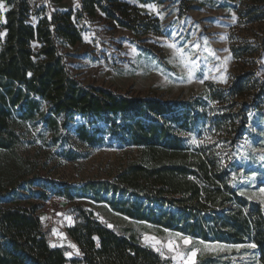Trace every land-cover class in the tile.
<instances>
[{
    "label": "trees",
    "instance_id": "obj_1",
    "mask_svg": "<svg viewBox=\"0 0 264 264\" xmlns=\"http://www.w3.org/2000/svg\"><path fill=\"white\" fill-rule=\"evenodd\" d=\"M4 1L11 8L4 19L0 10V264H165L163 257L144 245L130 228L116 231L83 207L75 209L74 223L67 228L82 255L70 259L65 255L69 247L51 246L52 229L44 226L37 207L20 205L22 192L32 189L34 178L30 175L38 171L36 161L22 150L29 124L42 116L48 127L58 130V118L75 112L121 115L132 121L126 124L130 142L143 147L141 163L124 170L115 182L86 184L95 193L103 188L135 197L109 201L115 211L150 222L158 230H178L196 241L232 245L251 242L264 255V209L238 195L232 182L236 166L233 152L215 150L211 145H185L172 125L182 119L175 113L177 103L87 87L65 63L60 42L75 45L82 40L81 19L102 13L121 21L119 12L123 19L128 18L122 24L133 28L135 18L146 14L119 0H81L80 7L57 10L50 16L42 8L33 11L28 0ZM251 9L248 5L249 15L254 13ZM33 15L38 18L35 23L30 21ZM206 95L219 102L224 95L231 99L248 95L251 100L242 104L241 112L248 110L245 104L262 110L264 81L254 70H246L229 89H207ZM162 116V124L154 121ZM77 131L90 145L103 140L85 126ZM235 131L231 134L236 145L242 125ZM142 199L177 211L145 207ZM197 264L232 263L220 255L199 253Z\"/></svg>",
    "mask_w": 264,
    "mask_h": 264
},
{
    "label": "rangeland",
    "instance_id": "obj_2",
    "mask_svg": "<svg viewBox=\"0 0 264 264\" xmlns=\"http://www.w3.org/2000/svg\"><path fill=\"white\" fill-rule=\"evenodd\" d=\"M29 1L33 11L42 8L48 16L57 9L76 8L80 4V0H63L56 5L52 0ZM119 1L136 6L147 17L135 18L133 28L122 24L128 18L123 19L119 12L121 21L102 13L81 19L82 40L75 45L60 42L68 69L87 87H102L132 98L177 103L175 113L182 119L172 125L185 145H211L215 150L233 152L236 166L232 182L238 195L264 209V194L260 192L264 189V160L260 159L264 156V107L256 110L245 104L248 110L241 112L240 107L250 102V96L231 99L224 95L219 102L206 95L207 89H229L235 78L246 70H254L257 78L264 81V1ZM147 5H155L163 18ZM248 5L254 11L251 15L247 12ZM37 19L33 15L30 21L35 23ZM168 44L183 48L184 63ZM193 66L194 78L189 80L188 68ZM205 75H223L227 82L208 79L201 83ZM58 119V130L48 127L42 116L30 123L22 149L27 157L36 161L38 171L30 175L34 178L32 189L22 192L20 205L37 207L44 226L52 229L54 237L58 236L52 244L67 241L64 230L74 223L75 209L83 207L116 231L130 228L144 245L156 251L152 246L154 241L144 239L146 235L155 237L161 242L156 247L164 252L165 264H176L171 259L175 253L167 248L169 240L179 244V250L185 253L193 247L200 249L196 264L199 253L220 255L232 264H264L261 249L256 244L255 248L247 247L254 243L237 244L242 246L240 248L222 242L202 245L191 235L173 229L158 230L160 228L150 222L137 221L115 211L109 201H130L135 197L103 188L95 193L86 184L89 181L115 182L124 170L141 163L143 147L132 144L127 134L126 124L132 121L121 115L96 116L80 112ZM164 120L162 116L155 117L154 121L162 124ZM239 125H242V134L235 145L231 133L234 135ZM80 126L102 137V142L90 145L81 140L77 131ZM193 136L203 143H190ZM253 175L255 178L250 179ZM142 201L145 207L158 211H177L172 206ZM177 233L191 237L193 244L184 245Z\"/></svg>",
    "mask_w": 264,
    "mask_h": 264
},
{
    "label": "snow or ice",
    "instance_id": "obj_3",
    "mask_svg": "<svg viewBox=\"0 0 264 264\" xmlns=\"http://www.w3.org/2000/svg\"><path fill=\"white\" fill-rule=\"evenodd\" d=\"M77 6H79V5H77ZM147 7L149 9H151L152 11H156L157 12V15H160L161 18H163L162 15H161V13L156 9V6L155 5H147ZM0 10L7 11V9L5 8V5L3 3H0ZM232 19H233V21H235V19H236V16H235L234 13H233ZM85 39H87V37ZM167 46L169 48L174 49L175 50V55L176 56H179L180 59H181V62L184 63L185 53H184L183 48H177V46L175 44H168ZM196 47H199V46L197 45ZM227 59L228 58L226 57L225 58V64L227 63ZM185 67H188V65L185 64ZM216 70L217 71H220V68H217ZM194 72H195V66L188 68V79L189 80H192L194 78ZM29 75H31V74L29 73ZM208 79H213V80H216V81H219V82H224V83L227 82L226 78L223 75H221L219 77H217V76H211L210 77L208 75H205L203 77V79L200 80V82L203 83L204 80H208ZM190 143L199 145V144H202L203 141H199V140L196 139V137L193 136L191 138ZM260 159L261 160H264V156H261ZM254 178L255 177L253 175V177H251L250 179H254ZM260 192L262 194H264V189H260ZM241 195H245V193L244 192H241ZM68 219H71V218L69 217ZM109 227H112V226L109 225ZM176 235L181 238L182 243L184 245H192L193 244V240H192L191 237L182 236V234H179V233H177ZM144 239H145V241H154V243L152 244V246L154 248H156V251L160 252L161 256H164V252L161 250V248L156 247L157 244H160L161 243L159 240H157L155 237H149L147 235L144 237ZM198 243L203 245L205 242L204 241H199ZM174 244H175L174 241L169 240L168 243H167V248H168L169 251L175 253V255H173L171 257V259L174 260L176 262V264H196L195 258H196L197 252L200 251V249H198L196 247H193L190 251H188L187 253H185V252L179 250L180 249V245L179 244H175V246H174ZM51 246L52 247H56L57 245L56 244H51ZM68 246L70 248H72V249H75V253L70 252V251L69 252H65V255L66 256H68L69 258H71L74 254L77 255V256L81 255L79 249L76 247L75 244H72V243L69 242V245ZM97 246H99V245H97ZM205 247H210V246L205 245ZM220 247L221 248H224V247H227V246H220ZM235 247L236 248H240L242 246L241 245H236ZM247 247H249V248H255L256 245L255 244H249V245H247ZM212 250H215V249L213 248Z\"/></svg>",
    "mask_w": 264,
    "mask_h": 264
},
{
    "label": "crops",
    "instance_id": "obj_4",
    "mask_svg": "<svg viewBox=\"0 0 264 264\" xmlns=\"http://www.w3.org/2000/svg\"><path fill=\"white\" fill-rule=\"evenodd\" d=\"M63 1V0H62ZM62 1L61 2H58V3H55L54 2V4L56 5V4H60V3H62ZM28 2L30 3V1L28 0ZM0 3H3L4 5H5V8L7 9V11L11 8V5H9L6 1H4V0H0ZM80 4H81V0H80ZM80 4H79V6L78 7H80ZM30 5H31V3H30ZM78 7H76V8H78ZM70 8H73V7H68V8H65V9H57V10H67V9H70ZM76 8H74V9H76ZM7 11H4V10H1V16H3V17H5V14H6V12ZM61 234V233H60ZM65 236H67V241L66 240H64V241H58V243H54V244H56L57 246H59V247H61V246H67V247H69L68 245H69V242L70 243H72V244H75L76 245V247L79 249V251H80V253H81V255H82V250H81V248H80V246L75 242V240H73L70 236H69V234L67 233V230L65 229L64 230V233H63ZM58 238V236L55 234V237H54V233H53V238L51 239V243L53 242V241H56V240H58L57 239ZM144 244V243H143ZM69 251L70 252H73V253H75V249H72V248H70L69 247ZM81 255H79V256H77V255H73L70 259H73V258H81ZM68 257V256H67ZM69 258V257H68ZM80 264H85V263H80Z\"/></svg>",
    "mask_w": 264,
    "mask_h": 264
}]
</instances>
